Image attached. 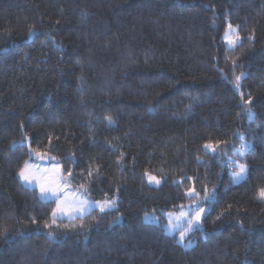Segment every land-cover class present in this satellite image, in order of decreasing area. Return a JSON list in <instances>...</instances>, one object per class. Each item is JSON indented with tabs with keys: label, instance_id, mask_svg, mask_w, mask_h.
<instances>
[{
	"label": "trees",
	"instance_id": "trees-1",
	"mask_svg": "<svg viewBox=\"0 0 264 264\" xmlns=\"http://www.w3.org/2000/svg\"><path fill=\"white\" fill-rule=\"evenodd\" d=\"M37 152L116 209L53 222L18 176ZM190 188L214 199L184 249L142 218L184 208ZM261 189L264 0H0V264H264Z\"/></svg>",
	"mask_w": 264,
	"mask_h": 264
},
{
	"label": "snow or ice",
	"instance_id": "snow-or-ice-1",
	"mask_svg": "<svg viewBox=\"0 0 264 264\" xmlns=\"http://www.w3.org/2000/svg\"><path fill=\"white\" fill-rule=\"evenodd\" d=\"M236 29L232 27L231 24L228 25V32L236 33ZM31 33V30H30ZM251 39V37H249ZM227 43L230 46H234L237 41L240 40V37L238 35L235 36L234 39L229 38L228 35H226ZM243 76V73L240 76H236L237 86H239V81L241 80ZM250 102V101H248ZM249 118H252V114H249ZM109 123H111V118H107ZM242 143V146L240 149L237 150L239 156H244L245 149L248 147L247 143L244 142V137H240ZM205 149L211 150L215 152V147L212 144H205ZM36 155L41 160L50 159L55 160V157H49L46 153H40L37 152ZM123 155V154H121ZM229 163H234L231 158H229ZM235 168L236 171L231 173L233 182H238L241 178H243L247 171V166L243 163L235 162ZM91 175V172L89 173ZM145 175L148 178L149 183H154L159 185L161 181L157 179L155 176L148 175L145 173ZM18 176L21 181H23L26 185L32 186L35 184L39 188V199L42 201H50L55 200L56 201V207L52 211V218L53 222L57 218H63L67 217L69 220H75V219H81L83 220L84 216L89 213V211L92 208H98L100 213H105L109 211L110 209L115 207V200H105L103 202H97L95 204L91 203L87 199L81 200L76 197V193H72V196L74 197L72 200L68 199V194L64 192L65 188L68 187V181L72 177L71 170H68L67 176H64L61 174V168L59 163H56L53 165L51 169H43L41 170L39 166L32 165L29 162H25L24 167L20 169L18 172ZM80 191H86V188L84 185L80 186ZM61 193H64L62 196ZM186 195L189 198L196 197L197 202H194L193 205L189 206L188 211L182 210L180 212V215L177 217H173V214L169 213L167 214L169 216V224L167 225L169 230H172L176 225L173 224V219L180 222H187L188 227L185 229L184 232L180 233V240L183 241L184 237L188 232H190L193 228L201 227V216L204 213L205 209L203 207H200L199 203V193L195 190V188H190ZM214 195L213 192H209L207 189L204 191V198L203 202L207 203L212 196ZM259 197L261 199H264V189H261L258 193ZM195 209H199V211H195V214L193 215V211ZM191 216V219H187V217ZM219 218V217H218ZM35 222V221H33ZM45 227H48L46 224ZM67 227V226H66ZM77 226L75 224L71 225V228L74 229ZM81 228L85 227L83 224L80 225ZM48 235L50 237L54 238V235L52 232H49Z\"/></svg>",
	"mask_w": 264,
	"mask_h": 264
},
{
	"label": "rangeland",
	"instance_id": "rangeland-1",
	"mask_svg": "<svg viewBox=\"0 0 264 264\" xmlns=\"http://www.w3.org/2000/svg\"><path fill=\"white\" fill-rule=\"evenodd\" d=\"M233 28H235V27H233ZM235 29H236V28H235ZM236 30H237V29H236ZM226 35H228L229 38L234 39L235 36L237 35V31H236V33H231V34H229V32H228V26H227V28H226L224 34L222 35V42H223L224 46H225L227 49L232 50V49H234L236 46L239 45L240 40L237 41V43H236L234 46H230V45L227 43ZM249 114H250V113H248V118H249ZM251 114H252V113H251ZM251 119H252V118H251ZM251 119L249 118V120H251ZM241 136H243V135H239V136H238V140H239V146H238V148L235 149V150L233 151V154H232V156L230 157L231 160H232L234 163L230 164V163H229V158L227 159L228 168L230 169V177H231L232 183L235 184V185H236V184H239V183L243 180V178H241L238 182H233V179H232V176H231V173L237 170V169L235 168V162L241 163L242 158H243V156H242V157L239 156V154H238V152H237V150L241 148L242 143H243V142L241 141V139H240ZM243 137H244V136H243ZM244 142H246L247 145H248V147L245 149V153H246V151H247V150L249 149V147H250V144H249L247 141H245V139H244ZM203 150H204L205 153H207V154H211V155L215 154V152H216V151L213 152V151H211V150H207V149H205V147H203ZM29 163L32 164V165H37V166H39V168H40L41 170H43V169H51V168L53 167V165L56 164V163H48L46 160H39V161L29 162ZM61 174H62V171H61ZM62 175H63V174H62ZM148 175H150V174H148ZM151 176H153V175H151ZM19 180H20V178H19ZM145 181H146L147 185L150 186V187L157 188V187L160 186V184H159V185L154 184V183H151V184H150L149 181H148L147 176L145 177ZM20 182H21V184H22V186H23L24 188H26V189H31V190H35L37 193L39 192V188H38L35 184H33V185L30 187V186L26 185L23 181L20 180ZM64 192L68 194V199H69V200H72V199L74 198V197L72 196V193H76V197L79 198V199H81V200L87 199L88 201H90V202L93 203V204H95V203H97V202H103V201H92V200H90L89 198L85 197L83 194H81V193H79V192H76V191L72 190L69 186H68L67 188H65ZM38 194L40 195V193H38ZM61 195L63 196L64 193H61ZM203 198H204V197H199L200 207H203V208L205 209L204 213H203L202 216H201V223H202V220H203V218H204V216H205V214H206V212H207V210H208V204L211 203V202L213 201L214 197L212 196V198H211L207 203H204V202H203ZM113 200H115V207L112 208V209H110V210H109L110 212H111V211H114V210L116 209V199H113ZM46 202H53V203H54V208L56 207V201H55V200H50V201H46ZM194 202H197V198H196V197H192V201H191L190 203H188L184 208H181V209L178 210L177 212H170V213L173 214V217H177V216L180 215V212H181L182 210H184V211H188V210H189V206H190V205H193ZM93 211H99V209H98V208H92V209L89 211V213H91V212H93ZM109 211H107V212H109ZM195 211H199V209H195V210L193 211V213H192L193 215L195 214ZM89 213H88V214H89ZM88 214H87V215H88ZM167 214H169V213H161L160 216H159V215H155V214H145V215L143 216V218H142V221H143L144 223H147V224H155V225H158V224L160 223V219H161L162 221H164V223H163V230H164L165 235L170 236V237H173V238L176 240L177 244L180 245V246H181L182 248H184V249H190V248H192V247L196 244V242H197V240H198V234H197V232H201V231H202L201 227L193 228L190 232H188V233L186 234V236L184 237L183 241H181V240H180V233H181V232H184L185 229L188 227L187 222H186V221H184V222H180V221H176L175 219H173V224H175L176 226H175L172 230H169L168 227H167V225L169 224V216H168ZM85 216H86V215H85ZM160 217H161V218H160ZM191 218H192L191 216L187 217V219H191ZM52 219H53V218H52ZM56 220L72 221V220H69L67 217L57 218ZM200 236L203 237L202 234H200Z\"/></svg>",
	"mask_w": 264,
	"mask_h": 264
},
{
	"label": "crops",
	"instance_id": "crops-1",
	"mask_svg": "<svg viewBox=\"0 0 264 264\" xmlns=\"http://www.w3.org/2000/svg\"><path fill=\"white\" fill-rule=\"evenodd\" d=\"M39 193V192H38Z\"/></svg>",
	"mask_w": 264,
	"mask_h": 264
}]
</instances>
